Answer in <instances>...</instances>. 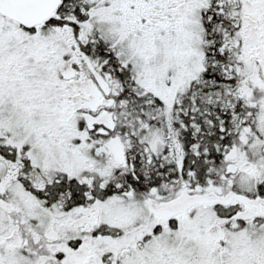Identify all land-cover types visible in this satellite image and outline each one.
<instances>
[{
	"label": "snow or ice",
	"instance_id": "snow-or-ice-1",
	"mask_svg": "<svg viewBox=\"0 0 264 264\" xmlns=\"http://www.w3.org/2000/svg\"><path fill=\"white\" fill-rule=\"evenodd\" d=\"M0 264H264V0H0Z\"/></svg>",
	"mask_w": 264,
	"mask_h": 264
}]
</instances>
